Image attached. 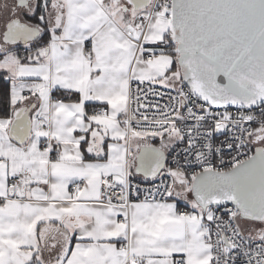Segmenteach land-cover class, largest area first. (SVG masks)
Returning <instances> with one entry per match:
<instances>
[{
  "label": "snow or ice",
  "instance_id": "6c2138e0",
  "mask_svg": "<svg viewBox=\"0 0 264 264\" xmlns=\"http://www.w3.org/2000/svg\"><path fill=\"white\" fill-rule=\"evenodd\" d=\"M0 264H264V0H0Z\"/></svg>",
  "mask_w": 264,
  "mask_h": 264
},
{
  "label": "crops",
  "instance_id": "0c3cea01",
  "mask_svg": "<svg viewBox=\"0 0 264 264\" xmlns=\"http://www.w3.org/2000/svg\"><path fill=\"white\" fill-rule=\"evenodd\" d=\"M17 47H18L20 53L23 54V52H24L23 45H18Z\"/></svg>",
  "mask_w": 264,
  "mask_h": 264
},
{
  "label": "built area",
  "instance_id": "2783aa9c",
  "mask_svg": "<svg viewBox=\"0 0 264 264\" xmlns=\"http://www.w3.org/2000/svg\"><path fill=\"white\" fill-rule=\"evenodd\" d=\"M181 208H182V210H183V205L181 204Z\"/></svg>",
  "mask_w": 264,
  "mask_h": 264
}]
</instances>
